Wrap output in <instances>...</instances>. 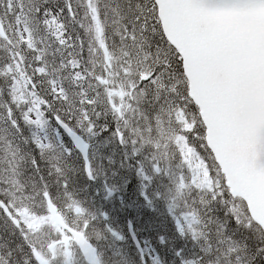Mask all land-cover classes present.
<instances>
[{"label": "snow or ice", "instance_id": "obj_1", "mask_svg": "<svg viewBox=\"0 0 264 264\" xmlns=\"http://www.w3.org/2000/svg\"><path fill=\"white\" fill-rule=\"evenodd\" d=\"M104 116L171 172L203 238L188 264L264 260L227 234L264 235V0H0V239L20 241L0 264H101L55 145L24 129Z\"/></svg>", "mask_w": 264, "mask_h": 264}, {"label": "trees", "instance_id": "obj_2", "mask_svg": "<svg viewBox=\"0 0 264 264\" xmlns=\"http://www.w3.org/2000/svg\"><path fill=\"white\" fill-rule=\"evenodd\" d=\"M102 118H100L97 121L95 128V133H97L98 127L100 125L99 127L100 133L98 134L99 143L106 145V150L108 151V153H110L112 150L117 152L118 154H122L124 151L118 148L117 146H115L114 142L112 141L113 134L115 132V122L106 116L107 122L112 124V127L109 130H106L103 127V125H101ZM101 130H103V133H101ZM35 155H37V152L35 153ZM93 155H94V151H93ZM66 159H68L71 163L70 170L67 171V176L69 180L68 181L69 190L72 191L73 193H76V195H79L82 192H88V193H95L96 195L101 196L99 192L98 181L90 182L86 177L81 158L77 154H72L68 156ZM131 161L136 163L135 160H131ZM94 163L95 161L93 156L92 158L93 166ZM70 183L74 185L75 188H77L78 190L77 191L73 190V188L70 186ZM131 184L132 182L128 185L127 189L129 195L133 198V196H135L137 192V188L131 189ZM121 192H122V188L118 189L119 196L121 195ZM137 202L139 203V206L143 212L142 216L139 219H137V216H139L140 210L137 208V206L121 208L120 205L112 206V204H110L107 201L102 202V204L100 203L92 204L94 214H97V212L101 210L102 212H108V213L114 212L117 215L118 224L115 223L113 224L116 226V229L118 231H119V224L121 223L120 219L123 224L122 231L126 239L125 240L126 242L124 243V246L120 244L119 247L123 254L131 256L130 259L132 263L120 259V256H118L119 254L115 248L110 249L108 251L109 254L115 256L113 257L112 262H109L107 260L109 263L142 264V261L140 260L138 254L133 250V247L131 246L128 238L126 225L129 220L133 221L138 235L141 238H145L146 240H148L150 246L153 248L155 254L160 260L161 262L160 264H182L186 259L187 254L193 260L197 259L202 254L203 240L200 241L186 240V238L182 236V234H180L179 232L182 230L179 229L178 231L174 218L167 217L163 209L158 208L157 211L154 208L153 210L155 213L152 214L147 209H145L144 206L141 205L140 200H138ZM115 204H119V203L116 202ZM118 214L120 215V219L118 217ZM225 220L226 219H224L223 221ZM228 231L232 236H234V238L238 239L239 241L246 242L251 249L255 250L257 247L264 244V236H260L258 240L253 239L251 234H247L244 232L240 237L235 236L236 234L234 235L233 231H237V230L234 221H231L229 223ZM18 243H20L18 237L10 236L7 232H4L3 239H0V247H4L5 245H7L8 247L15 249ZM197 243H198V247L196 248ZM199 245L201 246V248ZM19 253L23 255L25 254L20 251H15V259L18 261V264L20 263L24 264L22 260H20L17 256L19 255ZM259 263L264 264V260H258L257 264Z\"/></svg>", "mask_w": 264, "mask_h": 264}, {"label": "rangeland", "instance_id": "obj_3", "mask_svg": "<svg viewBox=\"0 0 264 264\" xmlns=\"http://www.w3.org/2000/svg\"><path fill=\"white\" fill-rule=\"evenodd\" d=\"M101 125H103V127L106 129V130H109L111 127H112V124L111 123H108L107 122V119H106V116H104L103 118H102V122H101ZM86 130V129H85ZM88 133V136H87V139L88 140H90V137H92L91 136V134L89 133V132H87ZM101 133H103V130H101ZM38 136H40V137H42L43 138V134L41 133V132H39V134H38ZM151 147L150 146H143V147H141L140 146V150H149ZM125 151V150H124ZM130 157H132V159L133 160H135L136 162H138V160L140 159V157L139 156H137L136 154H134V153H132V154H130ZM67 157H65V158H63V159H61L62 161H63V164H64V167L66 168V170L68 171V170H70V167H71V163H70V161L68 160V159H66ZM117 158H119V159H123V158H126V152H124V154H117ZM130 167V169H132L133 171H134V169H135V171H136V173L138 172V167H133V165L131 166H129ZM151 168L152 169H155V167H154V165H151ZM112 169H114V166H113V164H112ZM49 170V168L47 169V171ZM46 171V172H47ZM144 173V172H143ZM148 174H150L151 176H158V177H160V181L163 183V185H164V187H165V189L166 190H168L172 195H174V197H175V199H176V196H175V185H174V183H173V177H172V174H171V172L170 171H167V172H165V173H163V174H161L160 172L158 173V172H152V173H150V172H147ZM95 177L97 178V181H98V184H100L103 180H105V179H108V177L109 176H107V172L105 171V168H101V166H99V165H95ZM130 175H134L133 174V172H130L129 173V176ZM151 180H154V179H151ZM150 179H149V181H151ZM69 181V180H68ZM148 182V180H142L141 181V184L143 185V187H142V191L146 194V195H150V190L149 191H147L148 189L146 188L147 186H146V183ZM111 183L112 182H109V184H108V186H107V188H108V190H111ZM152 183V182H151ZM153 184V183H152ZM70 186L73 188V190H75V191H77L78 189L77 188H75V186L74 185H72L71 183H70ZM137 182L136 181H134V180H132V184H131V189H136L137 188ZM140 186V185H139ZM57 187H58V185H57ZM114 187L115 188H119V186L118 185H114ZM140 188V187H139ZM172 199H170V201H171ZM116 201V200H115ZM115 206H119V204H115ZM172 208H175V207H178L177 206V201L175 200V201H173L172 200V204L170 205ZM157 207H160L161 208V206H157ZM155 208V206H153V208L152 209H154ZM180 210H183L182 208H180V207H178ZM183 215H184V212H181L180 214H179V216H180V218L182 219V221H183ZM90 216L91 217H93L94 219H96L97 221H99V223L102 225V230H107V226H108V224H112L113 225V223L114 222H111L110 220H106V218H105V216H103L102 214H100V213H97V214H93V213H90ZM217 216L221 219V220H224V219H226L227 220V218L225 217V215H224V211L222 210V209H220L219 210V213L217 214ZM119 217V216H118ZM119 219H120V217H119ZM120 224H119V236H118V240L119 241H123L124 240V235H123V231H122V229H123V224H122V221L120 220ZM183 223H187L186 221H183ZM115 224H118V219H116V221H115ZM130 221H128L127 222V225H126V228H127V231H129V229H130ZM113 228H114V230H116V231H118L114 226H113ZM180 228H183V226H181ZM233 233H234V235L235 236H237V237H240V236H242V234H243V232L242 231H233ZM252 235V234H251ZM260 236H264V235H252V238L253 239H255V240H258L259 238H260ZM93 237L94 238H96V239H98V238H100L101 237V235L99 234V232H98V230H95L94 229V235H93ZM126 240V239H125ZM111 242V244H110V247H114V248H117L118 246H119V244H117V242L112 238V237H107L106 238V240L105 241H103L101 244L102 245H104V243L105 242ZM119 241H118V243H119ZM124 241L121 243V245L122 246H124ZM130 244H131V246L133 247V250L137 253V254H139V253H141V249L144 247V249H145V253H146V255L148 256V257H150V258H153V254H152V252H151V250H150V248H149V242H148V240H146L145 238H141V239H138V240H132V241H130ZM106 245V244H105ZM107 249H109V248H107L106 246H103V251L104 250H107ZM253 251H255L254 249H252ZM117 251H119V253L121 252V249H120V247H118V249H117ZM102 252L100 251V254H101ZM118 253V254H119ZM118 254H116V255H118ZM191 255V254H190ZM112 257H111V259H110V262H112V259H113V257H115V256H113V255H111ZM128 257L130 258V256L128 255ZM127 256L126 257H124V256H122V258H120V259H122V260H124V261H127V262H129V258H128ZM189 258V255H187V257H186V259L184 260V262L185 261H187V259ZM183 262V263H184ZM182 263V264H183Z\"/></svg>", "mask_w": 264, "mask_h": 264}, {"label": "bare ground", "instance_id": "obj_4", "mask_svg": "<svg viewBox=\"0 0 264 264\" xmlns=\"http://www.w3.org/2000/svg\"><path fill=\"white\" fill-rule=\"evenodd\" d=\"M129 221H131V220H129ZM113 226L116 228V226H115L114 224H113ZM182 232H183V231H182ZM124 240H125V239H124ZM122 242H123V241H122ZM122 242L119 241V243H122ZM105 244H106V245H105ZM110 244H111V242H108V241L105 242L104 245L101 244V245H102V251H103V246H106L107 248H109V249L103 251L105 258H106L109 262H110V259H111L112 256H111V254H109L108 251H109L110 249H114V247H110ZM117 244H118V243H117ZM199 246H200V245H199ZM118 247H119V246H118ZM118 247L115 248V249L117 250ZM191 247H192V246H191ZM191 247H190V248H191ZM197 247H198V243H197L196 248H197ZM255 247H256V246H255ZM200 248H201V246H200ZM200 248H199V249H200ZM193 249H194V247H193ZM117 252L119 253V251H117ZM195 252H196V251H195ZM117 258H118V257H117ZM118 259H119V258H118ZM118 259H117V260H118ZM117 260H115V261H117ZM113 262H114V261H113ZM20 264H21V263H20ZM110 264H111V263H110ZM120 264H121V263H120ZM259 264H260V263H259Z\"/></svg>", "mask_w": 264, "mask_h": 264}, {"label": "water", "instance_id": "obj_5", "mask_svg": "<svg viewBox=\"0 0 264 264\" xmlns=\"http://www.w3.org/2000/svg\"><path fill=\"white\" fill-rule=\"evenodd\" d=\"M87 150H88L87 145H84V144L82 143V144H81V151H82L83 156H84V159H85V161H86V170H87V172H88L89 162H88V159H87ZM88 174H89V172H88ZM131 234H132L133 238L135 239V236H134V233H133L132 230H131ZM135 240H136V239H135Z\"/></svg>", "mask_w": 264, "mask_h": 264}, {"label": "flooded vegetation", "instance_id": "obj_6", "mask_svg": "<svg viewBox=\"0 0 264 264\" xmlns=\"http://www.w3.org/2000/svg\"><path fill=\"white\" fill-rule=\"evenodd\" d=\"M24 255H25V254H24ZM24 255H23V254H20V253H19V255H17L18 258H19L20 260H22L23 263H24Z\"/></svg>", "mask_w": 264, "mask_h": 264}]
</instances>
